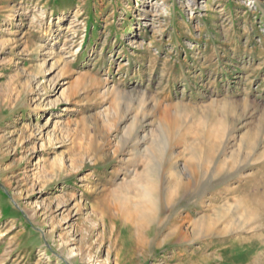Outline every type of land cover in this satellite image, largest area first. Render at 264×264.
<instances>
[{
  "label": "rangeland",
  "instance_id": "1",
  "mask_svg": "<svg viewBox=\"0 0 264 264\" xmlns=\"http://www.w3.org/2000/svg\"><path fill=\"white\" fill-rule=\"evenodd\" d=\"M0 264H264V0H0Z\"/></svg>",
  "mask_w": 264,
  "mask_h": 264
},
{
  "label": "bare ground",
  "instance_id": "2",
  "mask_svg": "<svg viewBox=\"0 0 264 264\" xmlns=\"http://www.w3.org/2000/svg\"><path fill=\"white\" fill-rule=\"evenodd\" d=\"M191 177V176H190ZM148 179H147V181H148V184L147 185H150L152 182H151V179H149L150 177H147ZM182 182V181H181ZM150 188V187H149ZM144 195H145V203H144V209H145V211H143L144 212V216L146 217H148V213H149V208H150V204H151V192H150V190H148V191H145L144 192ZM151 195V196H150ZM141 212H142V210H141ZM199 224V223H198ZM179 225V224H178ZM192 225V229H191V231L190 232H187V231H183L182 230V228L180 227V226H176V225H174V226H171L172 228L170 229V231L165 235V239L163 240V242H162V240H161V242L162 243H164V244H166V243H170V242H173V241H177V242H179V243H183V242H187V241H190L192 238H193V229H195V228H193V223L191 224ZM204 225V224H203ZM201 228H203L202 226H200ZM205 228V227H204ZM198 229H200V228H198ZM197 231V230H196ZM142 234V233H141ZM195 234V233H194ZM147 248H149V247H147Z\"/></svg>",
  "mask_w": 264,
  "mask_h": 264
}]
</instances>
